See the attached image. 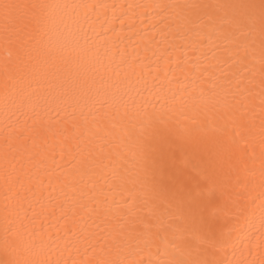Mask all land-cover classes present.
Wrapping results in <instances>:
<instances>
[{
  "label": "snow or ice",
  "instance_id": "1",
  "mask_svg": "<svg viewBox=\"0 0 264 264\" xmlns=\"http://www.w3.org/2000/svg\"><path fill=\"white\" fill-rule=\"evenodd\" d=\"M0 264H264V0H0Z\"/></svg>",
  "mask_w": 264,
  "mask_h": 264
}]
</instances>
